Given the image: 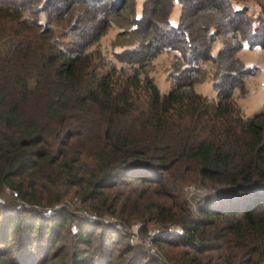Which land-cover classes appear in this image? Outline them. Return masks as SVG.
<instances>
[{
	"label": "trees",
	"instance_id": "1",
	"mask_svg": "<svg viewBox=\"0 0 264 264\" xmlns=\"http://www.w3.org/2000/svg\"><path fill=\"white\" fill-rule=\"evenodd\" d=\"M36 1L0 0V193L16 194L0 201V264H264V113L244 120L231 98L254 73L244 41L264 48V0L256 26L231 0ZM23 13L37 33L16 30ZM113 23L120 68L91 51ZM168 49L162 94L147 69ZM205 63L217 100L193 88ZM134 223L142 239L160 226L155 253Z\"/></svg>",
	"mask_w": 264,
	"mask_h": 264
},
{
	"label": "rangeland",
	"instance_id": "2",
	"mask_svg": "<svg viewBox=\"0 0 264 264\" xmlns=\"http://www.w3.org/2000/svg\"><path fill=\"white\" fill-rule=\"evenodd\" d=\"M144 1L145 0H136V3L138 5L137 8L139 11ZM34 2L35 3L31 5H33V7H36L37 1L34 0ZM231 2L234 8L244 10L248 14L249 19L254 26L257 25L259 19L262 16L260 0H231ZM83 5L85 4H79L78 6L83 8ZM33 10L37 11L36 8H33ZM180 11L181 6L180 3L177 2L174 5V9L170 17L171 23L175 26H177L179 23ZM37 18L39 19V23L41 24H44L46 21L45 14L39 15ZM60 24L61 26H59L58 28L55 27L57 31L56 35L62 41V43H67L70 40V33L69 30H67V28L65 27L66 21L61 19ZM14 26L16 27V30L19 31V33L22 35L30 33V31L32 33H37V25L33 23L31 17H26V14L24 15V13L22 18L14 22ZM120 31L121 28L119 27V25L117 23H113L107 30V33L101 38V40L91 48V51L98 48L101 53V57L104 60L103 62H105L106 64L113 62L117 65L118 68H120L121 64L116 61L114 55L115 53H121L125 50L123 45L120 46L118 44L129 42V38H127L126 36L118 37ZM219 48L220 43L216 42L213 47V55H217ZM175 55L176 52L174 50H164L152 60L147 69L149 75L153 78L155 84L162 94L168 93L174 87V82L169 78V70L175 64ZM239 57L247 67L254 69V73L247 79L246 94L245 92L236 89L234 90L231 97L235 108H237L239 111V115L245 120L260 113H264V48L260 46L250 48L248 42L244 41V47L239 53ZM216 69V65L210 63H205L201 66V72L199 75H197L198 81L193 86L196 93L213 100L218 99V92L214 88L213 81L208 77V73H212ZM188 193L189 195L195 194V187L191 185V187L188 188ZM11 197L12 196L4 193L1 195L0 201H4L5 199L10 200L12 199ZM68 199L69 201L71 200L70 198ZM70 203L72 204L71 209L74 214H77L78 216L87 214L83 210L80 202H78L76 199L72 200ZM104 221L108 220L106 219ZM132 225L133 226L131 227L130 231L133 233L132 236L134 243L141 244L147 250H150L151 253H155V246L153 245L155 250H152L147 245L149 243L148 240H150V238H152L156 232L160 231V226L157 224H153L150 226V233L148 232V234L144 236L143 240H147L143 244L142 242H140V240H138L139 238L143 237L140 236L138 232L140 223H134Z\"/></svg>",
	"mask_w": 264,
	"mask_h": 264
},
{
	"label": "built area",
	"instance_id": "3",
	"mask_svg": "<svg viewBox=\"0 0 264 264\" xmlns=\"http://www.w3.org/2000/svg\"><path fill=\"white\" fill-rule=\"evenodd\" d=\"M4 193H6L7 195H10V196H15L16 194H15V192L14 191H12L10 188H8V187H5V188H3V193H0V197H1V195L2 194H4ZM22 204H20V202H18L17 203V207H20ZM59 206L57 205L56 206V208H58ZM86 212V211H85ZM87 213V212H86ZM88 214V213H87ZM89 215V214H88ZM93 218H96L95 216H93ZM110 220L111 221H114V219L113 218H110ZM178 230V232H182V230L179 228V229H177ZM150 233V232H149ZM138 240H140V242H142L143 244L145 243V241L147 240H143L142 238H139ZM149 241V243H148V247L149 248H151L152 250H155L154 249V247H153V244H152V241H151V238H150V240H148Z\"/></svg>",
	"mask_w": 264,
	"mask_h": 264
},
{
	"label": "crops",
	"instance_id": "4",
	"mask_svg": "<svg viewBox=\"0 0 264 264\" xmlns=\"http://www.w3.org/2000/svg\"><path fill=\"white\" fill-rule=\"evenodd\" d=\"M172 24V23H171ZM173 25V24H172ZM173 26H175V25H173ZM221 47V46H220ZM220 49V48H219ZM219 51V50H218ZM241 52V51H240ZM218 53V52H217Z\"/></svg>",
	"mask_w": 264,
	"mask_h": 264
}]
</instances>
